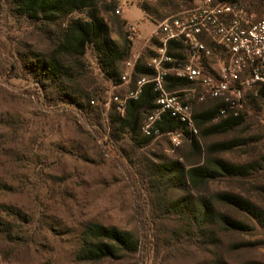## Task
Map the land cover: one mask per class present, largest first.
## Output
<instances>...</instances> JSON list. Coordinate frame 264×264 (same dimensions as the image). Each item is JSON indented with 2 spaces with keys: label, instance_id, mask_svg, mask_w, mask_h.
<instances>
[{
  "label": "rangeland",
  "instance_id": "obj_1",
  "mask_svg": "<svg viewBox=\"0 0 264 264\" xmlns=\"http://www.w3.org/2000/svg\"><path fill=\"white\" fill-rule=\"evenodd\" d=\"M115 1L121 14L103 16L111 39L120 41L112 25L118 16L125 23L124 32L135 31L130 40L132 55H146L153 50L146 41L158 24L141 6L157 0ZM259 9L252 13L255 20L264 15V6ZM52 29L16 16L10 0H0V211L8 216L6 228L16 236L10 239L0 231V264H76L79 237L87 223L130 232L139 241L137 253L94 264H210L219 260L264 264V230L258 227L251 233L218 232L215 243L175 236L170 216L157 210L146 168L171 162L192 164L198 161L197 153L185 138L178 147L167 136L147 144L138 138L136 145L129 135L117 132L109 123V115L116 112L113 98H125L130 83L114 88L103 81L91 52L86 61L100 90L101 101L95 103L98 113L82 116L44 97L26 70L22 54L25 47L34 52L48 47ZM128 63L121 67L122 75L128 72ZM247 96L243 95L239 110L245 119L243 126L205 140L197 136L201 152L206 145L235 140L248 145L218 159L241 165L264 158V101ZM205 101L194 104V112L215 104L209 98ZM262 186L264 171L248 181L210 182L193 194L206 199L217 193L237 194L264 209V198L255 193ZM169 195L184 194L171 190ZM219 209L242 219L231 210Z\"/></svg>",
  "mask_w": 264,
  "mask_h": 264
},
{
  "label": "trees",
  "instance_id": "obj_2",
  "mask_svg": "<svg viewBox=\"0 0 264 264\" xmlns=\"http://www.w3.org/2000/svg\"><path fill=\"white\" fill-rule=\"evenodd\" d=\"M193 2L194 0H157L153 5H142L141 10L157 25L172 15V12L189 9ZM239 2L248 13H258L259 8L264 6V0ZM10 5L16 16L46 28H53L48 38V47L40 52L25 47L26 52L22 54L26 70L32 75L44 97H49L50 102L73 108L82 116L89 117L98 113L99 108L95 103L101 101L100 90L97 88V79L88 70L87 53H92L101 79L113 86L121 84V67L134 58L131 53L132 44L128 39L129 33L123 31L125 23L118 16L113 18L112 25L120 40L116 42L111 39L109 26L103 19L104 15H114L116 1L10 0ZM75 14H84L85 17L73 18ZM151 45L154 47L156 42L152 40ZM207 45L211 46L208 42ZM166 53L173 60L172 66H182L187 62L186 51L179 44L169 43ZM152 56L153 50H149L146 55L140 56L134 65L129 94L136 92L137 82L142 79L146 81L136 98L120 99L124 100L122 111H118L116 105V112L109 115V123L113 128L129 135L136 145L138 138L143 144L154 140L153 137L144 138L140 134L142 122L156 109L157 94L151 82L154 74L146 67ZM164 87L168 92L194 90L191 93H180V97L191 105L192 121L202 140L211 136L227 135L245 123L239 110H228L221 116L219 109L222 103L219 99H209L215 103L212 107L194 112V104H204L206 101H197L200 92H196V87L187 81L167 76ZM245 94L248 95L246 98L264 101V89L257 90L255 96L250 92ZM155 128L166 134L179 129L180 124L169 115H163L161 122L155 124ZM184 136L190 148L197 153V162L162 163L146 168L148 179L156 194L157 210L170 216L175 225V236L181 239L200 238L215 243L218 232L251 233L257 227L264 230V209L247 198L237 194L217 193L213 198L206 199L193 194L208 183L220 179L248 181L255 178L264 171V158L241 165H231L217 156L232 152L248 143L234 140L211 144L206 145L201 152L197 137L186 132ZM171 190L184 195L172 198L169 195ZM255 193L263 199L264 186L256 188ZM219 208L231 210L242 219H236ZM4 213L0 211V231L10 239L15 238L12 229L6 228L5 217L8 216ZM14 216L19 217L17 214ZM138 251L139 241L130 232L98 223H87L79 237L75 263L118 261ZM224 263L219 260L210 264Z\"/></svg>",
  "mask_w": 264,
  "mask_h": 264
},
{
  "label": "built area",
  "instance_id": "obj_3",
  "mask_svg": "<svg viewBox=\"0 0 264 264\" xmlns=\"http://www.w3.org/2000/svg\"><path fill=\"white\" fill-rule=\"evenodd\" d=\"M116 14L120 15L121 9H117ZM134 35V29L129 28L128 39L132 40ZM152 40L156 45L146 67L154 74L151 82L157 98L156 109L140 126L144 138L167 136L172 146L178 147L185 138L184 132L198 136L192 121V107L180 97V93L194 90L166 91L167 76L199 87V103L206 98L219 99L221 116L228 110H240L245 93L255 96L257 90L264 89V15L255 20L252 13L241 7L239 0H194L189 9L162 20L146 42ZM169 43L185 49L187 62L184 65L172 66L173 60L166 53ZM139 57L134 56L133 62L127 64L128 72L114 88L130 83ZM145 83L143 79L137 82L136 92L125 99H135ZM113 101L121 112L124 100L114 97ZM163 115L178 121L180 128L166 134L156 129L155 124L161 122Z\"/></svg>",
  "mask_w": 264,
  "mask_h": 264
}]
</instances>
